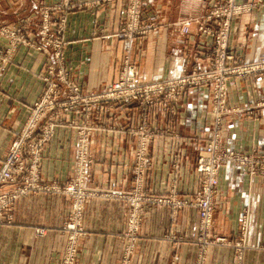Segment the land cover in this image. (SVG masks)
I'll return each mask as SVG.
<instances>
[{"label": "crops", "instance_id": "1", "mask_svg": "<svg viewBox=\"0 0 264 264\" xmlns=\"http://www.w3.org/2000/svg\"><path fill=\"white\" fill-rule=\"evenodd\" d=\"M51 6L60 0H0V26L35 21L36 5ZM73 9L63 13L62 40L65 68L86 92L98 91L118 79L127 58L141 81H155L179 73L184 62H192L197 48H208L211 39L197 32L198 23L215 0H144L142 21L155 30L142 37L125 38L120 31L125 16L124 0H69ZM252 3L248 12L231 22L228 50L240 63L264 54V0H234ZM189 22L188 34L179 30ZM4 40L0 39V49ZM15 63L0 72V170L11 136L25 122L42 83L36 74L45 57L21 46ZM203 58V57H202ZM198 63L204 65V60ZM223 118L224 144L240 153L264 155V77L247 81L232 79L227 84ZM136 110H114L103 115L107 125L127 128L136 123ZM69 122L74 117L62 116ZM209 106L205 89L190 90L169 105L166 116L151 114L149 127L162 134L147 146L151 167L146 188L155 196L172 188L187 197L198 187L194 172L196 153L209 138ZM131 136L124 129H103L93 135V167L90 188L104 192L131 190ZM75 132L64 124L53 130L40 156V178L45 184L66 182L71 175ZM178 155L176 172L173 158ZM213 234L229 244L208 249L205 264H264V177L249 176L245 168L221 166L214 199ZM126 203L114 196L92 198L84 205L82 227L74 264H118L125 229ZM69 212L63 194L39 192L16 200L9 225L0 226V264H59L63 247L61 227ZM246 230L236 260L233 243L239 239L242 216ZM197 212L193 208L174 215L167 205L149 202L138 232L132 264H195ZM36 229H43L41 237Z\"/></svg>", "mask_w": 264, "mask_h": 264}, {"label": "built area", "instance_id": "2", "mask_svg": "<svg viewBox=\"0 0 264 264\" xmlns=\"http://www.w3.org/2000/svg\"><path fill=\"white\" fill-rule=\"evenodd\" d=\"M125 16L121 35L125 38L142 37L155 30L152 22L142 21L144 0H124ZM252 3L236 4L234 0H215L198 23L197 32L209 37L208 48H197L192 62H184L176 75L155 81H141L134 66L124 58L118 79L104 88L83 91L65 68L63 13L74 8L69 0H60L51 6L38 2L35 21H19L0 26V72L8 64L15 63V53L24 46L45 57V63L36 74L42 83L37 99L31 104L29 114L21 128L11 136L2 157L0 170V226L9 225L16 200L29 194L52 192L65 195L69 200V212L61 234L63 247L59 264H74L78 254V242L85 236L82 227L84 205L87 200L114 196L126 203L125 229L120 235L123 244L118 264H132L138 232L144 216L145 204H164L174 215L178 210L193 208L197 212L198 250L195 264H205L208 249L214 245L229 244L213 234V211L217 193V175L221 166L245 168L249 176L264 177V155L240 153L228 148L223 141V118L230 109L226 107L227 84L232 79L247 81L264 77V54L255 60L240 63L228 50L231 22L238 15L248 12ZM179 30L188 34L189 22H181ZM203 57V58H202ZM204 60V65L198 59ZM205 89L209 106V138L197 151L194 172L198 176L196 191L187 197L178 196L170 188L163 196H155L146 188V177L151 167L147 146L162 134L149 127L151 114L166 116L169 105L179 102L190 90ZM136 110L134 126L121 128L107 126L103 115L114 110ZM74 117L69 122L62 116ZM68 125L75 132V149L70 178L63 183L45 184L40 178V156L45 144L58 125ZM103 129H124L133 136L131 146L132 187L126 193L104 192L90 188L93 158L91 154L93 135ZM179 157L173 158L172 172L178 168ZM246 216L239 226V239L233 243L241 258ZM43 229H36L41 237Z\"/></svg>", "mask_w": 264, "mask_h": 264}]
</instances>
